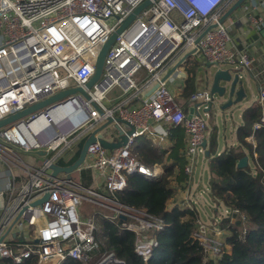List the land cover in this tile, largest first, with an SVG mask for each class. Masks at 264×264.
<instances>
[{
	"label": "built area",
	"instance_id": "obj_1",
	"mask_svg": "<svg viewBox=\"0 0 264 264\" xmlns=\"http://www.w3.org/2000/svg\"><path fill=\"white\" fill-rule=\"evenodd\" d=\"M143 1L0 0V120L62 90L81 87L88 95L85 98L76 92L0 127V173L5 172L8 179L5 191L0 192V264L2 259L21 264L31 256L37 258L36 264L90 261L98 248V228L95 212L86 215L80 208L83 199L102 205L108 211L102 212L103 218L116 220L122 229L132 231L135 253L145 264L151 259L158 245L154 232L163 228V220L125 206L114 196L124 190L129 174L149 179L158 176L157 169L133 156L136 140L151 136L163 140L168 128L183 127L187 134L183 171L189 182L198 153L205 154L202 143L209 135L198 111L211 100L209 92L204 89L189 97L196 103L188 117V110L184 112L177 103V93L169 87V82L175 84V74L185 73L182 67H187V62L162 80L166 67L177 53L193 48L192 56L201 64L251 69L254 58L232 45L229 17L218 22L235 0H152L117 34L98 81L87 89L85 84L94 74L101 46ZM240 9L259 29L264 22V0H244ZM213 23L216 26L195 43ZM154 84L156 88L144 95ZM113 87L130 96L107 106L111 103L107 93ZM257 103L261 116L253 131L264 126L262 83ZM114 117L123 123L111 122L107 133H118L116 124L124 133L129 126L133 131L124 144L113 149L98 141L88 145L79 170L91 173L90 187H82L65 173L51 175L52 163L67 161L82 138ZM249 139L253 141V134ZM23 154L33 156L40 165L25 162ZM173 208L167 206V210ZM196 223L198 231L193 237L205 239V261H215L223 241L210 238L201 222ZM112 256L105 255L96 264Z\"/></svg>",
	"mask_w": 264,
	"mask_h": 264
},
{
	"label": "trees",
	"instance_id": "obj_2",
	"mask_svg": "<svg viewBox=\"0 0 264 264\" xmlns=\"http://www.w3.org/2000/svg\"><path fill=\"white\" fill-rule=\"evenodd\" d=\"M195 64L196 62L191 67L187 66L189 69L185 72V95L191 96L195 92ZM260 116L261 107L256 103L243 111L242 125L237 128L238 141L248 150L256 168L255 174L251 172L250 165L237 168V161L246 155L243 151L230 148L217 154L213 137L208 147L209 190L214 199L220 201V206L238 210L237 213H232L234 221L229 223V218H225L220 223V227L224 228L229 223L228 234L223 240L221 255L214 262L203 261V246L193 237L198 231L197 212L179 207L167 210L168 199L188 183V176L183 171L185 162L177 150L179 143L176 149L174 146L167 154L171 160L160 176L151 179L137 174L126 176V187L115 193V199L125 206L161 218L165 224L161 230L154 232L158 245L146 264H264V126L255 131L252 129ZM252 132L255 146L245 140ZM84 140L82 138L79 141L73 158L67 164L78 157ZM132 153L137 160L149 167L154 162H162L166 156V151L146 140L138 141ZM21 157L23 160L34 158L28 154ZM58 163L64 165L62 160ZM82 171L81 178H86L83 184L87 186L92 176L89 170ZM172 179L175 180L176 187L171 186ZM240 214L244 215V219L239 217ZM94 216L98 228L96 232H99L95 234L98 248L91 253L90 261L94 258L93 261L98 262L103 256L113 254L115 259L124 264H145L134 251L135 236L132 231L122 229L116 220L103 218L101 212L95 211ZM1 263L13 264L8 259H2ZM36 263L37 258L31 256L21 264ZM66 264L83 263L70 259Z\"/></svg>",
	"mask_w": 264,
	"mask_h": 264
},
{
	"label": "crops",
	"instance_id": "obj_3",
	"mask_svg": "<svg viewBox=\"0 0 264 264\" xmlns=\"http://www.w3.org/2000/svg\"><path fill=\"white\" fill-rule=\"evenodd\" d=\"M261 14H262L263 19H264V11H262ZM228 17H229L228 22L231 23V34L233 37L232 45H234L238 49H245L254 58L251 69L243 68V70H242V68H241L240 70H242V74H243L246 82H248L249 78L252 79L253 84L257 87V93L253 96L252 100L246 99V100H244L243 103H237V104H234L231 106V107L238 106L240 108V112L238 114L239 122H236V121L231 122L229 125L228 131H223L221 133V132L215 130V132H214L213 127H212V129H209L207 127L209 135H208V139L206 140V148L205 149L208 150L210 141L213 137V138H215L216 153L217 154L224 153V152L228 151L230 148H235L238 151L241 150L244 153H246V156H248V165H249V161H250L251 156H250L248 150L246 148H244L240 144V142L238 141L237 128L240 127V125H242L241 114L243 113V111L257 103V95H258L259 85L261 83L264 84V79L261 78L262 73L264 71V33H263L264 22H263V24L260 25L259 29L254 28L252 23L242 14L240 7L238 9H236L235 11H233ZM183 54L184 53H177L176 54V56L172 59V61H174V62L169 64L166 67L165 73L168 71V69L170 67H172L176 63V61ZM192 59L193 58L190 59L192 62L190 60L187 61V65L189 63L193 64V62L195 60H192ZM195 62L197 64H200V66H202L205 70L206 64H201L198 61H195ZM182 64H181V67H182ZM228 66L232 67V69L238 67V66L236 67V66H231V65H228ZM182 69H184V67H182ZM179 70L181 71V68H179ZM244 74H246L247 78L245 77ZM185 78H186V76H183L182 73L175 74V84L177 86H180L182 93H183L185 86H186ZM195 82L196 81L194 79V85H195ZM152 87H153V85H152ZM169 87L173 91V88L171 87V85H169ZM250 88H251V86L248 87V84H247V93L248 92L252 93V90ZM147 92L148 91L144 92V95H146ZM129 96L130 95H128L126 98H129ZM224 102H225L224 100H220L218 102V104L215 106L214 111L218 112L219 114H224L226 109H224V110L221 109V106L224 104ZM134 103L135 102H133L132 100L130 101V104L132 106ZM177 103L179 104L178 101H177ZM110 104H112V103H109L106 105L110 106ZM182 109L184 110V112H187V110L189 111V107L186 109H184V107H182ZM211 113H213V112L211 111ZM210 114H209V116H210ZM99 126L100 125H97V127H99ZM109 130L110 129L106 126L102 130H100L98 133L101 136L112 141L110 143H114L118 139V133L116 131H111V133L109 134V133H107ZM252 134H253V132H252ZM144 140L148 141L153 146L158 147L162 151H166V154H165L166 156H164V159L162 162H159V163L154 162L151 165V167H154L155 169L158 170V176H160L164 172L165 165L168 164L171 160L170 158L167 157V154L171 151V149L174 146H175L174 149H176V145H178V143H179V147L177 148V150L179 151L180 155L184 159L183 153H184V148H185L186 141H187V134H186L185 130L183 129V127H181V126H178L175 128H170V129L168 128V134L163 140H158L157 138H155L153 136H151V137H140L136 140V144L138 143V141H144ZM245 140L249 143H252L253 146H255V140L254 139L251 142L249 139V136H247L245 138ZM75 152H76V149H75ZM75 152L71 155L70 158H68V160L69 159L71 160L73 158ZM254 155H255V153H254ZM208 161H209V157L207 158V166L209 164ZM59 165H62V164H59ZM64 165H68V164L64 163ZM250 167H252V166H250ZM14 172L17 174V169H14ZM82 172H83L82 169L79 170V168H78L77 170L72 172L70 174V176H72V175H74L75 177L77 176L80 179L81 183L83 184L82 178H81ZM5 174H6L5 172L0 173V192H4L6 189V186H7V180L8 179L7 178L5 179ZM203 179H204V177H203L202 173H201L200 178L198 179L197 183L194 184L193 181L190 179V181L187 183V185L184 188L178 189L175 192V194L171 198L168 199V201L166 202V206H168V207L175 206V207H179L180 209L181 208L183 209V208H187L185 206H188L189 203H195L196 202V203L200 204L199 198L202 197L201 196L202 191H205V186L203 185ZM92 181H93V178L91 177L90 183H88L86 188L91 186ZM171 186L176 187L174 179H172V181H171ZM103 193L105 194V192H103ZM205 200L207 202L204 201L205 204L203 205V203H201L200 206H206V205H208V202L210 204H212V203L214 204V202H213L214 197H212L211 191H209V196H206ZM90 204H91V206H96L99 209V210H97L98 212L99 211H101V213L103 212L104 208L102 207V205L97 204V203H90Z\"/></svg>",
	"mask_w": 264,
	"mask_h": 264
},
{
	"label": "water",
	"instance_id": "obj_4",
	"mask_svg": "<svg viewBox=\"0 0 264 264\" xmlns=\"http://www.w3.org/2000/svg\"><path fill=\"white\" fill-rule=\"evenodd\" d=\"M244 0H235L230 7L222 14V16L219 18L218 22H223L233 11L238 9L241 5V3ZM152 0H144L140 4H138L130 13L129 15L122 21L120 26L109 36L107 41L101 46L100 51L97 55L96 62H95V69L94 74L92 77L87 81L85 84V87L87 89H90L99 79L101 72H102V66L104 62L105 55L111 45L113 44L117 34H119L137 15L142 9H144L146 6H148ZM216 23H213L209 25L195 40V43L198 42V40L203 36V34L210 28L215 27ZM264 33V29H263ZM195 49H191L190 51L184 53L177 61L176 63L168 69V71L163 75L162 80H165L170 74L173 73V71L178 68L183 62H187L191 58H193V53ZM194 59V58H193ZM196 61V60H195ZM241 68H221L220 65L216 64H206L205 70L203 71L204 76V83L206 84V87L209 89L207 90L209 92L211 100L207 102L206 106L203 108V111L205 114H210L212 107L216 106L220 100H224V104L221 106V109H226L234 104L239 103L243 98L247 95V84L246 80L242 74ZM183 75L185 73L181 72ZM157 84H154L153 87L146 93V95H149L155 88ZM76 92H79L82 96L85 98H88L87 92L85 89L81 87H73L70 89L59 91L58 93L51 95L35 104L29 105L28 107H25L23 110L12 114L8 117H5L0 120V127L5 126L7 124L12 123L13 121L26 117L27 115L36 112L37 110H40L43 107H46L68 95L75 94ZM95 105V104H94ZM100 110V109H99ZM101 111V110H100ZM193 109L192 107H189L188 111V117H190ZM115 121L116 123H123L122 119L119 117L109 118L106 122L100 124L99 127H96L94 130H92L89 135L85 138L81 148L78 157L68 165H59L52 163L50 165L51 169V175L54 177L58 173H65L68 178H70V174L77 170L83 163L87 147L89 144H91L94 141H98L104 148L107 149H113L116 147L121 146L124 144L127 140V137L132 133L133 128L129 126V129L126 130V133H124L122 130H120V126L116 124V127L118 129V139L114 143L108 142L106 139H104L98 132L102 130L104 127L108 126L111 122ZM202 147L206 148V140L203 141ZM41 155H44L45 153L43 151L40 152ZM209 155V151L205 149V156ZM248 165V156L244 155L237 161V168H243ZM47 195L45 196V198ZM44 198V199H45ZM0 200H2V196H0ZM123 218V217H122ZM124 219V218H123ZM99 264H124L122 261H119L115 259L114 256H112L110 259H107L106 261L99 263Z\"/></svg>",
	"mask_w": 264,
	"mask_h": 264
},
{
	"label": "rangeland",
	"instance_id": "obj_5",
	"mask_svg": "<svg viewBox=\"0 0 264 264\" xmlns=\"http://www.w3.org/2000/svg\"><path fill=\"white\" fill-rule=\"evenodd\" d=\"M192 60H194V59H192ZM191 64L192 63H189L187 66H189V65H190L189 67L193 66ZM220 66H221V68H225V69L226 68H232V67H230V66H228L226 64H221ZM189 67H184V69H183L184 72L187 73V70L189 69ZM193 69H194V77H195V81H196L195 82V92H200V91H203L204 89L209 90L206 87V84L204 83V76H203L204 68L202 66H200V64L196 63L195 64V68H193ZM244 75L247 78L246 74H244ZM246 84H248V87L251 86L250 89L252 90V93L248 92L246 97L243 98L239 103H243L244 100H246V99L252 100L253 96L257 93V87L253 84V81H252L251 78L248 79V82H246ZM169 85H171V87L173 88V91H175L177 93V94H175L176 100L179 102V104L182 107H184V109H186L188 107H191V105H194L196 103V102H193V101H189V97L190 96L183 94L182 91H181L180 86H177L176 84H172L171 82H169ZM122 92L123 91L120 88L113 87L107 93L108 98H111V103L112 102L116 103V102H119L122 99H124L126 96L123 95ZM107 104H109V103H107ZM204 105L205 104H202V106H200L198 108L199 114L205 120V122L207 124V127L209 129H212V127L214 128V132H215V130H217V131H219L221 133L223 131H228L229 125H230L231 122H233V121L239 122L238 114L240 112V108L238 106H234V107L230 106V107L226 108V111H225L224 114H219L218 112H215L214 111L215 107L213 106L211 111L214 114L211 113L210 114L211 117H210L209 114H205V112L203 111V108L205 107ZM207 158L208 157H206L204 153H198V155H197V163H196V166H195V169H194V173H193L192 178H191V180L195 184V183H197L198 179L200 178L201 173H202V175L204 177L203 185L205 186V191H202V193H201L202 197L199 198L200 204L203 203V205L205 204V202H204V201H206L205 198H206V196H209V191H210L209 190V182H208L209 181V169H208V166H207ZM24 161L28 162L30 164H34L36 167H38L40 165L39 163H37L35 158H30V159H27V160H24ZM68 161H70V159L65 161L64 163L67 164ZM249 165L252 166L251 167V172H253L255 174L256 173V168H255L251 158H250V161H249ZM71 177H72V180L75 181L76 183H78V184L81 183L80 179L77 176L75 177L74 175H72ZM6 178H7V176L5 174V179ZM83 181L84 182L86 181L85 177L82 178V182ZM82 187H86V186H84L82 184ZM85 197H88V196L85 194ZM213 202H214V204L213 203L210 204L208 202L209 206L208 205L200 206L199 203L195 202V203H189L188 206H185V207L193 209L195 212H197L198 220L201 222V225L204 226L205 230L210 235V238H217V239H220V241L222 242L225 239L226 235L228 234L227 228L229 227V223L231 221H234V217H232V213L230 211L231 210L230 208L226 209L224 206H220L218 204V202H220V201H218L217 199H214ZM80 208L83 210V213H85L86 215H90V212L92 213L94 211L99 210L96 206H91L90 202H88L85 199H83L81 201ZM103 212L107 213L108 211L107 210H103ZM239 217L241 219L242 218L244 219V215L243 214L242 215L240 214ZM225 218H229V220H230L228 225H227V227H225V228L224 227H220L221 221L224 220ZM232 218H233V220H232ZM95 223H96V221H95ZM96 225H97V223H96ZM32 229L33 228L30 227L31 231H32ZM96 233H99V232H95V234ZM220 233H221V235H219ZM216 236H218V237H216ZM102 238H103V235H102ZM198 238H199L200 244L205 246V244H206V241H204L205 239H203L201 237H198ZM226 248L229 250V247H226ZM211 254L212 253H210V255ZM93 260H94V258L91 261H88V264H96L97 263V261L94 262ZM203 261L206 262L204 256H203Z\"/></svg>",
	"mask_w": 264,
	"mask_h": 264
},
{
	"label": "bare ground",
	"instance_id": "obj_6",
	"mask_svg": "<svg viewBox=\"0 0 264 264\" xmlns=\"http://www.w3.org/2000/svg\"><path fill=\"white\" fill-rule=\"evenodd\" d=\"M61 117H63V115Z\"/></svg>",
	"mask_w": 264,
	"mask_h": 264
}]
</instances>
